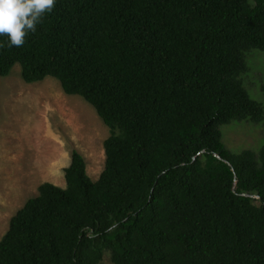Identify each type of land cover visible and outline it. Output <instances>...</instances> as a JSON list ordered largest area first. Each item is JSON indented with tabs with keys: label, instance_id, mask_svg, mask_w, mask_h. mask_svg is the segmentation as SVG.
Instances as JSON below:
<instances>
[{
	"label": "trees",
	"instance_id": "1",
	"mask_svg": "<svg viewBox=\"0 0 264 264\" xmlns=\"http://www.w3.org/2000/svg\"><path fill=\"white\" fill-rule=\"evenodd\" d=\"M0 77H52L110 128L98 180L75 150L12 217L0 264H264V145L245 77L264 53V0H57L22 47L0 36Z\"/></svg>",
	"mask_w": 264,
	"mask_h": 264
},
{
	"label": "rangeland",
	"instance_id": "2",
	"mask_svg": "<svg viewBox=\"0 0 264 264\" xmlns=\"http://www.w3.org/2000/svg\"><path fill=\"white\" fill-rule=\"evenodd\" d=\"M250 65L246 86L264 103V53L254 52ZM222 130L232 151L264 145V121L234 122ZM110 135L95 108L80 96L66 94L55 78L26 83L20 65L0 77V240L42 184L67 186L65 169L75 150L84 156L88 175L98 180L106 167ZM101 264H113L110 253Z\"/></svg>",
	"mask_w": 264,
	"mask_h": 264
},
{
	"label": "clouds",
	"instance_id": "3",
	"mask_svg": "<svg viewBox=\"0 0 264 264\" xmlns=\"http://www.w3.org/2000/svg\"><path fill=\"white\" fill-rule=\"evenodd\" d=\"M56 3L57 0H0V36L7 37L8 47H22Z\"/></svg>",
	"mask_w": 264,
	"mask_h": 264
}]
</instances>
